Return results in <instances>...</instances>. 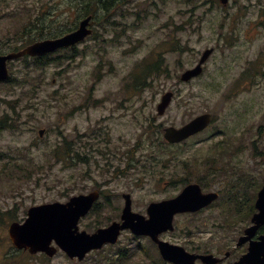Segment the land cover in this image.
<instances>
[{
    "label": "rangeland",
    "instance_id": "rangeland-1",
    "mask_svg": "<svg viewBox=\"0 0 264 264\" xmlns=\"http://www.w3.org/2000/svg\"><path fill=\"white\" fill-rule=\"evenodd\" d=\"M128 1H116L106 11L98 0H63L62 12L50 21L39 13L44 0H0V49L6 52L73 30L85 12L95 16L98 28L75 53H58L56 63L43 68L32 58L11 63L13 81L0 84V264L5 259L9 264H107L102 256L115 260L113 255L126 248L129 258L113 264H153L156 253L149 241L141 242L144 251L137 255L138 241L125 232L116 245L79 263L62 252L54 258L16 253L7 228L24 221L33 206L67 202L100 186H106L111 202L102 199L104 210L80 222L81 230L94 232L119 220L123 194H131L133 210L146 215L150 202L179 194L183 180L199 181L207 167L223 169L218 185L225 195L250 182L257 159L247 146L264 135V0H230L227 6L219 0H122ZM142 4L149 5L150 14L142 11L145 16L137 21ZM210 48L215 51L205 72L182 83L181 74ZM71 55L73 60L65 59ZM156 65L163 70L159 77L148 71ZM166 92L174 99L159 116ZM204 113L215 119L208 134L179 145L164 140L166 127H180ZM80 155L86 162L78 161ZM130 159L141 162L138 166L159 162L158 170L168 162L163 176L172 175L176 183L161 189L155 173L136 169L120 177L108 170ZM242 201L179 218L175 242L223 257L249 225L250 208Z\"/></svg>",
    "mask_w": 264,
    "mask_h": 264
},
{
    "label": "water",
    "instance_id": "water-1",
    "mask_svg": "<svg viewBox=\"0 0 264 264\" xmlns=\"http://www.w3.org/2000/svg\"><path fill=\"white\" fill-rule=\"evenodd\" d=\"M229 0H221L227 4ZM91 18L83 20L80 27L74 33L54 40L36 43L25 50L0 56V82L9 78L7 62L25 55L41 57L52 53L62 47H70L84 40L91 31L88 29ZM213 50H207L199 64L190 70L185 71L181 80L189 82L203 73V65L212 55ZM174 94L168 92L162 96L158 105V114L164 115L173 100ZM210 114H203L182 127H168L164 130V139L171 143H181L188 138L204 131L211 123ZM43 131L40 135H43ZM197 185H191L176 198L162 203H153L148 208L147 219L132 211L131 196L125 195V207L122 212L121 222H114L109 227L101 228L93 234L80 231L79 221L85 217L93 208L100 194L93 192L88 195L72 197L67 203H50L31 207L28 211V218L24 223L14 222L9 225V238L18 250L29 251L31 254L39 252L53 257L58 248L64 251L71 259L84 260L86 255L94 250L102 249L106 244L118 242L122 231L132 230L136 235L149 236L159 245L163 258L174 264H195L197 259L202 264H218L222 259L213 255H191L183 248L170 245L159 240V235L165 231L173 230V219L178 213L196 212L210 205L217 198L216 195H202ZM264 190L260 193V196ZM259 213L254 217L255 226L247 230L248 237L242 238L239 245L248 241L257 231L258 227L264 224V201L257 202ZM55 243V245H53ZM235 264H264V236L260 242H251L248 253Z\"/></svg>",
    "mask_w": 264,
    "mask_h": 264
},
{
    "label": "flooded vegetation",
    "instance_id": "flooded-vegetation-1",
    "mask_svg": "<svg viewBox=\"0 0 264 264\" xmlns=\"http://www.w3.org/2000/svg\"><path fill=\"white\" fill-rule=\"evenodd\" d=\"M110 1V0H109ZM116 1L121 2V4L126 5L128 4L130 1L128 2H122V0H113L112 2V6L110 7V9L113 7L115 8L116 5ZM28 2H31V0H28ZM108 2V0H107ZM146 3V1H145ZM152 6H154L155 8V3L151 2ZM63 6V0H44L43 3V8L39 11V13L44 14L45 18L47 17V19H49L50 21L54 18L55 15L59 14L60 12H62V7ZM53 7H55L56 10L53 11ZM148 7L149 5H140L138 6V12L135 14L136 15V20H140L142 19L143 16L148 15L150 13H148ZM36 9V7L34 8ZM34 9L28 10V12H33ZM106 11H109L105 8ZM142 11L146 12L145 15H142ZM126 13H129L128 10H125ZM55 13V15L53 14ZM90 14V13H89ZM88 14V15H89ZM14 15V14H13ZM91 16L92 20H91V25H90V29L92 31V35L89 38H92L93 36H95L97 33V27H96V22H95V16L94 15H89ZM86 16H84L81 20H83ZM80 20V22H81ZM38 19L36 21V24H38ZM79 22V23H80ZM79 23L75 26V29L78 28ZM126 27V26H125ZM63 37V33H61L60 35H55L54 37H48L45 38L43 40L40 41H47V40H54V39H59ZM87 40V39H86ZM85 40V41H86ZM37 40H34L33 43L35 42H40ZM83 41V42H85ZM32 43V44H33ZM30 44V45H32ZM28 45V46H30ZM27 47V46H26ZM24 47V48H26ZM23 48V49H24ZM23 49H13L11 52H6V50H1L0 49V56H8L10 54H14L16 52H20ZM76 48L71 49V51L73 52ZM69 50V49H68ZM65 50H59L57 51L54 55L57 56V58H59V54L58 53H64ZM24 58H21L19 60H22ZM13 63V61L9 62L8 61V68L10 67V64ZM10 70V68H9ZM204 70H206V68H204ZM248 148V152L249 155H251L252 158H256L257 159V166L256 168H254L253 173H251V177H250V182L247 185H241L240 187H238L237 185L234 187V189H237L234 193L231 192L230 190H228L226 193V195L224 194V186L222 185H218V179H221L222 175H223V169L220 166H216V167H207L204 171H200L199 175L200 177H202L199 181H194V182H189V179H185L182 182L185 183V187L189 184H196L199 186V190L198 191H202L203 194H216L218 197L215 201H213V203L211 205H209L208 207L204 208V209H200L196 212H188V213H178L174 216V227L175 230L174 231H165L163 233H161L159 235V238L162 241L168 242L171 245H177L179 246L176 242H175V232L177 230V222L178 219L181 217H187V218H197L199 216L205 215L207 212H212L214 210H218L219 207L221 206L222 202H239L243 199V203L246 204V206H248V208H250V213L249 216H247L248 220H249V225L245 228V230L243 231V233L240 235L237 244H236V248L234 250H231V255L229 258H226L225 261L222 264H227V262L233 257L234 262L237 261L243 254H245L248 250V247L250 245L251 241H259L261 239V237L264 235V224H262L260 227H258L257 231L255 232V234L248 240L246 241L244 244L239 245V242L242 238H244L246 236V232L248 229L254 227V222L253 219L254 217L258 214L259 210H257L256 204L257 202H259L260 199H262V201H264V193L260 196V193L264 190V135L262 136H257V138L252 139L251 141H249V144L247 146ZM222 154V153H220ZM154 161L156 160V158L153 159ZM148 161V160H147ZM123 162V161H121ZM125 162V161H124ZM139 163L141 164V162H137L135 163V167H131L133 170L136 169H140L142 174L147 175V176H151L153 177L155 173L156 176V181L157 183H155L156 186H159V188L161 189H165L167 188L169 185H172L174 183V179L172 175L169 176H163L166 174L167 171H169V167H167V163L165 162L163 163V168L160 167L161 170H158V163L152 164L153 162H143V164L141 166H138ZM146 165V166H144ZM127 163L125 162V165H119V166H109L108 170H112L113 169V174L114 175H118V176H124L127 171ZM110 170V171H111ZM140 178V182H141ZM182 180V179H181ZM176 183V182H175ZM174 183V184H175ZM99 187V186H98ZM106 186H100L99 188L94 189L93 191H99L100 192V199L97 202H101L102 199L104 202H111L110 198H108L109 196L107 195V190H105ZM92 191V192H93ZM246 191H247V195H246ZM90 193V192H89ZM238 193H243V194H238ZM178 195V194H177ZM177 195H173L170 197H166V198H161V199H157L155 201V203H162V201L165 200H170L175 198ZM241 196H244L246 198H242ZM122 197L124 198V194L122 195ZM125 202V201H124ZM132 202H135V200L132 198ZM150 202L149 205L152 203ZM149 205L146 208V213H147V209L149 207ZM122 210V209H121ZM126 234H130L133 241L137 240V246H136V252L137 255H140L141 253H143V247L141 242L143 240H148L149 241V245H151L156 253V259L153 260V264H171L169 262L164 261L158 251V247L155 243L152 242V239L149 237H141V236H136L134 235L131 231H126ZM109 248V246H108ZM189 253L191 254H199V255H203V254H211V252L209 251H201L198 249V251L201 252H197V251H190L188 249H186ZM241 251V252H240ZM123 254L121 253V250L118 253H115L116 257H119L118 260L119 262L122 261V263H124V260H126L127 258H129L130 254V249L126 248L123 251ZM228 252V251H227ZM122 255H124V258H122ZM216 256V254H215ZM220 258L225 257V255L219 256ZM196 263H200V261H196ZM138 264V263H137Z\"/></svg>",
    "mask_w": 264,
    "mask_h": 264
},
{
    "label": "trees",
    "instance_id": "trees-1",
    "mask_svg": "<svg viewBox=\"0 0 264 264\" xmlns=\"http://www.w3.org/2000/svg\"><path fill=\"white\" fill-rule=\"evenodd\" d=\"M98 1H99L100 4H102L103 8H106L107 10H110V7L112 6V2H113V0H110V1L108 0V2H107V0H98ZM85 13L88 14V12H85ZM71 31H73V30H71ZM71 31H66L65 34H67L68 32H71ZM51 61L57 62V60H55V59H48V57H46L44 59H36L35 60V66H36V68H43L46 65H48ZM148 71H150V69ZM152 71L155 72L158 77L162 74V71L160 70V68H159L158 65L154 66L153 69H152ZM140 84L142 86H145L146 85V81L141 82ZM72 160L73 159H68V161H72ZM86 160H87V158L82 157L81 155L78 158V161L79 162H86ZM132 163H133V159H130L128 161L127 167L128 168H131V167H135L136 166L135 164H132ZM144 166H146V165H144ZM103 206L104 205H102L101 203L96 204L93 212H96V210H98V211L100 210V212H102L104 210V207ZM97 222H98V220H97ZM98 223H101V221H99ZM4 263L5 264H9L10 263V260L5 259L4 260Z\"/></svg>",
    "mask_w": 264,
    "mask_h": 264
}]
</instances>
